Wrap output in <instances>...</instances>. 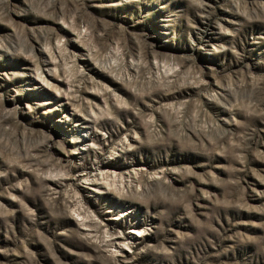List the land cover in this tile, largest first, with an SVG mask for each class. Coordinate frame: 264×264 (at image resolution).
I'll return each instance as SVG.
<instances>
[{"label": "rangeland", "instance_id": "obj_1", "mask_svg": "<svg viewBox=\"0 0 264 264\" xmlns=\"http://www.w3.org/2000/svg\"><path fill=\"white\" fill-rule=\"evenodd\" d=\"M0 264H264V0H0Z\"/></svg>", "mask_w": 264, "mask_h": 264}]
</instances>
